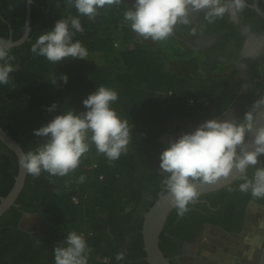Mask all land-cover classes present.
I'll return each instance as SVG.
<instances>
[{"label":"trees","instance_id":"obj_1","mask_svg":"<svg viewBox=\"0 0 264 264\" xmlns=\"http://www.w3.org/2000/svg\"><path fill=\"white\" fill-rule=\"evenodd\" d=\"M134 2L121 0L119 4L105 6L95 19H90L80 15L73 3L68 11L63 12L61 0H33L30 40L13 47L11 54L15 55V60L10 62L19 67L10 74L8 84H0V125L27 151L44 139L36 136L33 130L44 124V116L49 112L47 104L57 102L56 115L66 109L79 112L86 107L83 99L100 84H105L119 92L114 106L129 120L131 139L128 151L114 162L97 152L93 145L82 156L79 167L67 176L50 180L47 173L39 177L28 174L17 199L21 206H12L0 217V264H54V247L72 228L83 231L88 239L92 249L89 264H97L95 258L98 254L110 256L111 264H150L146 260L141 231L144 213L166 191H162L164 185L155 172L159 171L156 164L160 159L152 154H139L144 147L142 139L151 133L143 124L155 116L165 119L177 117L182 119L177 126L180 129L200 124L213 116L221 118L244 92L241 79L215 73L218 61L214 65L202 62L200 73L181 75L168 71L159 55L140 41L130 22L124 20V12ZM26 9L24 0H0V36L18 39L24 34ZM196 13L203 20L205 31L222 33V46L233 39L240 49L243 36L237 25L223 17L208 23L204 10ZM69 14L80 15L84 31L76 32L74 38L82 40L89 53L105 49L111 30L121 32L122 71L113 74L111 68L90 60L89 56L52 63L31 52V45L38 35ZM178 24L174 30L180 34ZM257 27L264 32V23L257 24ZM229 59L239 60V52L231 54ZM51 65L59 82L53 94L42 78L43 72ZM64 73L69 76L66 84L62 79ZM250 78L256 83L243 98L244 115L263 95L264 64L261 69H254ZM198 96H206L208 104H189L190 97ZM141 164L151 169L153 165L154 171L147 172ZM262 165L264 154L260 155L257 165L249 166V176ZM18 171V155L0 139V195L8 194ZM80 175L86 177L82 183L78 179ZM163 175L169 174L163 172ZM241 182L236 179L228 186L199 196L205 202H190L183 215H178L174 208L161 234L160 246L164 253L169 257L176 254L177 239L185 238L190 228L206 217L205 213L210 214L207 221L212 225L240 232L246 216V204L253 197L251 191L239 190ZM145 192L148 198L144 204ZM73 197L78 201L75 202ZM254 198L264 204V198ZM23 211L39 214L42 234L33 237L30 231L18 227ZM202 229L203 226L195 236ZM119 251L124 252V258L118 261L116 255ZM173 264L178 263L173 261Z\"/></svg>","mask_w":264,"mask_h":264},{"label":"clouds","instance_id":"obj_2","mask_svg":"<svg viewBox=\"0 0 264 264\" xmlns=\"http://www.w3.org/2000/svg\"><path fill=\"white\" fill-rule=\"evenodd\" d=\"M121 0H72L80 15L95 19L100 9L119 4ZM25 4L33 0H24ZM248 0H135L134 5L124 12L125 22L144 38L163 41L170 37L178 23L190 24L192 12L204 10L208 23L222 18L228 12L239 13ZM80 15L69 14L59 19L54 27L43 31L31 45V52L45 57L52 63L67 58H87L89 48L76 32H83ZM24 30H31V22L25 21ZM197 29L192 28L193 34ZM11 39L0 36V84H8L10 74L18 65L11 54L14 47ZM63 82H68V74H62ZM58 83L57 79L52 80ZM119 99L116 88L105 84L91 92L82 103L84 110L66 109L55 115L49 122L35 128L34 134L43 137L35 147L20 153L18 163L28 174L39 177L48 174L64 177L75 171L82 156L95 146L110 162L118 160L128 151L131 139V125L114 106ZM264 105L261 95L240 119H221L213 116L199 124L192 131L167 141L160 153V171L168 173L162 180L178 215H183L190 202L199 196L197 183L217 182L221 177H229L235 170L241 192L251 191L252 196L264 198V165L256 167L249 176V166L258 164L264 154V125L257 127V111ZM53 101L48 106L52 112L57 108ZM255 132L254 147H250L246 137ZM79 182L86 177L79 176ZM248 239V238H246ZM91 247L83 231L68 230L66 237L54 247V264H89ZM124 252L119 251L116 260H123Z\"/></svg>","mask_w":264,"mask_h":264},{"label":"flooded vegetation","instance_id":"obj_3","mask_svg":"<svg viewBox=\"0 0 264 264\" xmlns=\"http://www.w3.org/2000/svg\"><path fill=\"white\" fill-rule=\"evenodd\" d=\"M256 3L255 0H248L247 7L239 12V13H234V12H228L226 13L223 18L227 20L229 23H233L236 26L237 30L239 33L243 36V42L242 45L239 48L236 47V43L234 42L233 39H231L227 45H221L222 41V33H209L204 30L203 28V20L199 17V15L196 12H192L190 14L191 16V23L190 24H178L181 33H177L175 30L173 32V35L180 39L181 41L187 43L189 41H194L198 42L200 38H204L205 43L203 44V47L201 49L203 59L202 62H206L209 65H214L215 62L218 61L219 64H236L242 71L243 75L246 78L247 85L244 87V92L242 98L237 101L234 105L235 109V114L233 116V119H240L243 118L244 113L242 110V103H243V98L245 97L246 91L248 90H253L255 87L256 81L250 78V74L254 69H261V67L264 64V32L259 31V27H257V24L260 26L261 23L263 22V17L257 12V10L253 7H251L249 4H254ZM258 5L264 9V0H258L257 1ZM72 7V0H61V10L63 12L68 11ZM195 27L197 29L196 33L193 34L192 28ZM249 37H254L258 38L260 40V45L255 46L253 49L248 48L247 42ZM30 40V39H29ZM238 53L239 52V60L232 61L230 60V55L233 53ZM201 62V64H202ZM43 82L46 83V88L48 89L49 92L52 94L56 92V90L59 87V82L56 84L52 83L53 79H57L55 69L51 65L49 68H47L43 74H42ZM50 105V104H49ZM47 104V111H48V106ZM56 115V111L48 112L44 116V124L49 122L52 118H54ZM169 140L166 136L157 134L156 132H151L149 135L145 136L142 139V144L144 147L139 151V154H151L155 156L156 159H160V153L164 150V148L167 146L165 144V141ZM141 163L143 161L141 160ZM143 164H141V167ZM157 168L159 171H155L158 174L156 175L157 179L159 181H162L164 178L163 172L160 171V165L156 164ZM146 168L145 166H143ZM151 168H146V171L151 172L153 169V165ZM154 172V173H155ZM147 194V192H145ZM200 202V201H199ZM205 202V201H203ZM198 203V202H195ZM18 207L21 206L20 203L16 205ZM256 208L258 210H264V204L258 203L254 196L252 199L249 200V202L246 204V216L243 221V229L240 232H232V231H226L222 229L221 226L218 225H212L209 221H207V217L210 215L209 213H205L204 219L199 220L198 224L191 227L190 230L187 232L185 238H178L177 239V251L176 254H174L171 258V261L173 263L176 262L178 264H192L191 258H189V250L191 247L195 249L197 245L200 243V241L203 238V233L206 231V229L213 230L215 234L218 232H228L231 234H240L243 231L246 230V227L248 226L250 219H251V213L250 210ZM19 210H22L20 208ZM27 213H35V212H30V211H23V215ZM22 215V217H23ZM19 222V228L25 230V231H30L33 237H37L38 235L42 234L38 229L32 228V227H27L24 228L21 225V220ZM249 221V222H248ZM235 224H238L236 222ZM203 226L202 231L195 236V234L198 232V230ZM193 238V239H191ZM238 246V244H237ZM236 246V247H237ZM188 258L185 260L184 263H181L178 261V259L181 258Z\"/></svg>","mask_w":264,"mask_h":264},{"label":"rangeland","instance_id":"obj_4","mask_svg":"<svg viewBox=\"0 0 264 264\" xmlns=\"http://www.w3.org/2000/svg\"><path fill=\"white\" fill-rule=\"evenodd\" d=\"M121 32L118 30H111L110 32V40L107 43L105 49L103 50H95L90 52L89 59L103 66H107L112 69L113 74H116L124 69V64L121 57V50L113 46V42L116 40L122 39ZM137 38L142 41L148 48L153 50L155 53L159 55V57L164 61L165 67L170 72H176L178 74L184 75L191 72L200 73L201 72V62L203 59L202 55V47L205 43L204 38H200L198 42L189 41L187 43L181 41L176 38L173 34L163 41H156L152 38H144L136 33ZM123 41V40H122ZM260 40L258 38H248L247 46L250 49H253L255 46L260 45ZM215 73H221L225 75H229L236 79H241L243 81V87L247 85L248 80L246 81L245 76L243 75L241 69L236 64H219L218 68L215 70ZM243 96V93L238 98L239 101ZM236 101V102H237ZM235 105V104H234ZM234 105L229 109V111L221 117V119H233L235 114ZM182 123V119L173 117L169 119H165L162 116H155L151 119H148L147 122L143 124L144 128L149 129L151 132H156L157 134L164 135L168 139L178 138L180 135L185 132L192 131L199 124L195 125H187L183 128L177 129ZM148 195L145 194L144 204L147 200ZM144 211V208L143 210ZM251 219L246 227V230L253 231V233H259L262 236L261 247L264 240V210H258L253 208L250 210ZM21 225L24 228L32 227L38 229L41 233L42 224L40 221V216L38 213H27L24 214L21 220ZM207 230V229H206ZM221 233L215 234L213 236L214 239H221ZM207 244V243H206ZM237 244H234L231 248L234 252L236 250ZM239 247V246H238ZM249 242L244 243L242 249L239 248L238 253H244L245 250L249 248ZM193 251V247L190 248ZM210 249L208 246L203 247L204 252H208ZM261 252V249H260ZM260 255V253H259ZM188 258L178 259L179 262L184 263ZM259 261V259H258ZM233 264H243L242 260L235 258V262ZM258 264V263H257Z\"/></svg>","mask_w":264,"mask_h":264},{"label":"water","instance_id":"obj_5","mask_svg":"<svg viewBox=\"0 0 264 264\" xmlns=\"http://www.w3.org/2000/svg\"><path fill=\"white\" fill-rule=\"evenodd\" d=\"M255 1L256 3L249 5L255 8L257 12L264 18V9L258 5V0ZM31 13L32 3L27 4L26 9V20L30 21L32 26ZM30 33L31 30L25 31L20 38L13 39L12 37H10L9 39L14 42L15 46H19L30 39ZM256 115L257 127H259L260 125H264V105L260 106V109L257 111ZM0 139L18 155V158L20 153L25 152L21 143L16 140L2 125H0ZM246 140L250 147H254L255 132L249 134ZM27 175L28 173L23 170L22 167L19 165V171L15 177V182L11 190L8 192L7 195H0V217L3 216L12 206L18 205L17 199L25 187ZM236 176L237 173L234 170L229 177H221L217 182H198L197 187L199 191V196L217 191L225 186L230 185L236 180ZM198 197L194 201H192V203L205 201V199H199ZM174 208H176V206L171 202L170 197H168L167 193L165 192L160 194L155 203L144 213L143 227L141 231L144 238L146 260L150 264H173L171 258L167 256L162 250L160 246V240L168 216ZM258 264H264V240L261 247Z\"/></svg>","mask_w":264,"mask_h":264},{"label":"crops","instance_id":"obj_6","mask_svg":"<svg viewBox=\"0 0 264 264\" xmlns=\"http://www.w3.org/2000/svg\"><path fill=\"white\" fill-rule=\"evenodd\" d=\"M221 239L213 238L215 232L207 229L203 233V238L195 249L189 250V258L192 264H233L235 258L242 260L243 264H257L261 249L262 236L259 233L245 230L240 234L221 232ZM248 238V239H246ZM249 242V248L245 252L238 253L244 243ZM207 243V244H206ZM238 244L236 250L232 251V246ZM208 246L209 251L204 252L203 247Z\"/></svg>","mask_w":264,"mask_h":264},{"label":"built area","instance_id":"obj_7","mask_svg":"<svg viewBox=\"0 0 264 264\" xmlns=\"http://www.w3.org/2000/svg\"><path fill=\"white\" fill-rule=\"evenodd\" d=\"M114 46L117 48L123 49L122 39L116 40L114 42ZM169 94H172V91H170ZM188 102H189V104L199 103V104L207 105L209 101H208V98L206 96H198V97H190L188 99ZM73 199L75 202L78 201V199L76 197H73ZM95 260H96L97 264H111V262H112V259L110 256L101 255V254L96 255Z\"/></svg>","mask_w":264,"mask_h":264}]
</instances>
